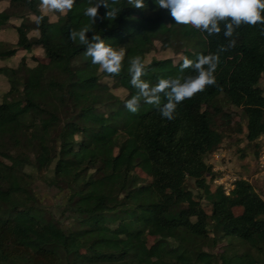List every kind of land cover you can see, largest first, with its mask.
I'll return each mask as SVG.
<instances>
[{
	"label": "trees",
	"instance_id": "trees-1",
	"mask_svg": "<svg viewBox=\"0 0 264 264\" xmlns=\"http://www.w3.org/2000/svg\"><path fill=\"white\" fill-rule=\"evenodd\" d=\"M1 1L35 20L16 28L29 53L16 68L5 64L15 48L0 41V75L11 74L0 95V264H264V194L244 178L227 193L211 190L219 175L206 163L232 122L227 106L241 110L246 144L261 148L264 23L225 37L224 22L209 35L176 24L155 0H114L115 15L101 6L95 22L84 11L96 0H76L54 22L40 0ZM81 28L123 48L119 73H104L69 38ZM157 46L177 59L150 58ZM198 54L218 56L215 83L180 102L172 120L143 98L134 113L124 107L136 94L130 57L142 58V79L154 84L195 75L181 64ZM34 173L65 193L57 217Z\"/></svg>",
	"mask_w": 264,
	"mask_h": 264
},
{
	"label": "clouds",
	"instance_id": "clouds-1",
	"mask_svg": "<svg viewBox=\"0 0 264 264\" xmlns=\"http://www.w3.org/2000/svg\"><path fill=\"white\" fill-rule=\"evenodd\" d=\"M76 0H40V7L46 10L65 12L71 10ZM114 0H96L88 6L84 15L90 17L93 22L98 14V8L104 6L108 9L107 17L114 16L116 9L112 7ZM159 8L167 9L169 15L176 24L192 25L196 29L212 35L221 31L220 22H224V36L231 37L235 27L242 23L256 25L264 23V0H155ZM134 7L142 8L143 0H134ZM230 18V19H228ZM87 28L72 30L69 38L79 40L86 45L84 55L91 58L93 65H98L104 73H119L124 56L123 48L116 49L107 44L101 36L93 34L86 36ZM234 41L229 42V46ZM218 56L216 54H198L193 61L184 57L181 69L192 68L195 75L184 79L158 78L156 83L142 79L145 75V66L140 56L130 57L128 60V72L130 85L136 89V94L124 101V107L130 112H136L138 102L143 98L144 103L156 105L162 118L172 120L177 105L191 98L197 92L203 91L207 85L215 83L214 72L217 67ZM163 95V102L162 96Z\"/></svg>",
	"mask_w": 264,
	"mask_h": 264
},
{
	"label": "rangeland",
	"instance_id": "rangeland-1",
	"mask_svg": "<svg viewBox=\"0 0 264 264\" xmlns=\"http://www.w3.org/2000/svg\"><path fill=\"white\" fill-rule=\"evenodd\" d=\"M41 12L48 17L50 22H54L58 18L57 11L46 10L40 7ZM32 23L35 18L30 15L25 9L10 8L7 1L0 2V41L12 45L15 50L10 59L5 63L9 68H16L23 57L28 56L29 53L22 48L18 40L16 28L22 27L23 21ZM34 31L29 33V37L35 36ZM35 57H41L42 51L35 48L30 52ZM155 58L172 57L177 59L175 55L170 52H165L161 47L157 46L156 50L150 55ZM0 65H4L1 64ZM11 74L6 71L0 75V95L9 89V80ZM260 87L264 94V76L260 80ZM118 95H123L121 90L115 91ZM229 110L232 116L230 127L224 129L225 138L221 145L212 152L207 158L206 163L213 166V170L218 173V177L211 183V190L215 185H223L227 193L232 187L233 182L238 178L247 179L260 194H264V169L260 168L259 156L261 149L255 154L253 146L246 144L243 140L244 122L241 119V110L232 106L225 107ZM240 124L242 133L236 132V127ZM258 156V157H257ZM35 182L33 188L37 193L40 202L49 210L54 212L63 205L65 200V193L57 192L56 189L49 187L42 179V176L34 173ZM56 217L58 216L55 214ZM22 232L34 231L26 226H20Z\"/></svg>",
	"mask_w": 264,
	"mask_h": 264
},
{
	"label": "built area",
	"instance_id": "built-area-1",
	"mask_svg": "<svg viewBox=\"0 0 264 264\" xmlns=\"http://www.w3.org/2000/svg\"><path fill=\"white\" fill-rule=\"evenodd\" d=\"M260 141H261V154L259 156V165H260V168L264 169V134L261 136L260 138Z\"/></svg>",
	"mask_w": 264,
	"mask_h": 264
}]
</instances>
